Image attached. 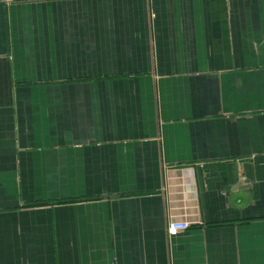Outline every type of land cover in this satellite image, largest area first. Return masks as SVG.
I'll return each instance as SVG.
<instances>
[{
  "label": "crops",
  "instance_id": "crops-1",
  "mask_svg": "<svg viewBox=\"0 0 264 264\" xmlns=\"http://www.w3.org/2000/svg\"><path fill=\"white\" fill-rule=\"evenodd\" d=\"M0 264H264V0H0Z\"/></svg>",
  "mask_w": 264,
  "mask_h": 264
},
{
  "label": "built area",
  "instance_id": "built-area-1",
  "mask_svg": "<svg viewBox=\"0 0 264 264\" xmlns=\"http://www.w3.org/2000/svg\"><path fill=\"white\" fill-rule=\"evenodd\" d=\"M191 225L184 221H172L168 227V234L170 237L177 235L178 233L188 230Z\"/></svg>",
  "mask_w": 264,
  "mask_h": 264
}]
</instances>
